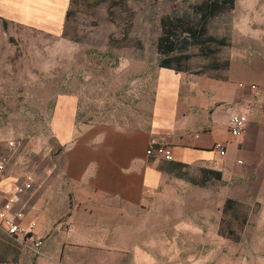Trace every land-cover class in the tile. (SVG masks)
I'll return each instance as SVG.
<instances>
[{
	"label": "rangeland",
	"instance_id": "1",
	"mask_svg": "<svg viewBox=\"0 0 264 264\" xmlns=\"http://www.w3.org/2000/svg\"><path fill=\"white\" fill-rule=\"evenodd\" d=\"M203 1L79 0L70 2L72 15L62 31H54L55 24L44 30L0 18V162L8 174L23 181L33 175L34 191L52 178L63 149L54 127L58 108L71 117L75 107L78 125L149 126L169 70L158 66L161 20L187 15L196 22L195 8ZM20 14L32 22L50 18L36 10ZM209 30L226 36L230 46L210 58L191 49L188 72L169 70L183 76L181 98L212 101L222 91L208 85L217 83L237 88L247 101L264 102V0H236L235 8L214 19ZM214 63L229 67L215 69ZM188 85L201 90L190 91ZM185 165L181 176L168 173L171 180L147 206L124 216L127 242L99 252L100 264H264V194L251 176L222 173L221 181L202 187L203 170L214 169L199 162ZM229 199L233 207L225 210ZM210 201L215 206L209 207ZM213 226L216 250L208 249L207 234L178 233L179 227L197 233ZM134 235L136 254L128 243ZM9 248L16 256L7 255ZM5 253L0 264H38L41 257L0 229V256Z\"/></svg>",
	"mask_w": 264,
	"mask_h": 264
},
{
	"label": "crops",
	"instance_id": "2",
	"mask_svg": "<svg viewBox=\"0 0 264 264\" xmlns=\"http://www.w3.org/2000/svg\"><path fill=\"white\" fill-rule=\"evenodd\" d=\"M70 2L0 0V18L44 30L55 24L54 31H62ZM24 10L40 11L50 18L43 23L24 20L20 16ZM171 73L164 72L147 127L78 125L75 107L70 109L71 117L67 111L57 109L55 134L63 149L55 172L46 185H37L35 191L34 188L20 196L14 206V211L25 214L24 225L36 223L35 233L44 242L46 250L38 264H100L99 252L126 244L127 237H122L126 228L124 216L147 206L171 180L161 166L169 161L147 154L153 139L172 148L173 162L210 165L225 177L249 175L264 194V102L247 101L245 93H238L237 88L233 91L227 84L217 83L208 86L222 91L219 98L184 99L180 94L183 76ZM188 87H192L190 91L201 90L200 86ZM235 114L248 118L246 132L240 137L230 132V120ZM217 142L226 143L224 156L214 148ZM8 173L1 180L0 199L23 183L21 177ZM208 205L215 206L211 201ZM212 228L191 233L179 227L178 233L195 238L207 234L208 249L216 250V232ZM135 239V235L130 236L128 243H132L136 254Z\"/></svg>",
	"mask_w": 264,
	"mask_h": 264
},
{
	"label": "trees",
	"instance_id": "3",
	"mask_svg": "<svg viewBox=\"0 0 264 264\" xmlns=\"http://www.w3.org/2000/svg\"><path fill=\"white\" fill-rule=\"evenodd\" d=\"M79 0H71V6ZM236 0H204L195 8L194 15L199 18L194 22L187 15L164 16L161 20L162 34L157 42V51L159 54L158 66L162 69L175 70L176 72H188L189 67L186 61L189 60V51L198 49L200 56L210 58L216 55L221 48L230 46L229 39L226 36L211 34L209 30L210 23L221 16V14L233 10ZM72 15V10H67L66 19ZM215 69L227 68L214 63ZM186 167L185 164L170 161L163 167L164 171L176 176L180 175V170ZM204 182L202 187L211 180L221 181L222 173L217 170L205 169ZM234 201L229 199L225 210L233 207ZM6 235V234H5ZM7 236V235H6ZM8 237V236H7ZM10 238V237H8ZM15 241L14 239L10 238ZM18 243L17 241H15ZM7 255L16 256V250L9 248ZM6 253L0 256V261L6 260Z\"/></svg>",
	"mask_w": 264,
	"mask_h": 264
},
{
	"label": "built area",
	"instance_id": "4",
	"mask_svg": "<svg viewBox=\"0 0 264 264\" xmlns=\"http://www.w3.org/2000/svg\"><path fill=\"white\" fill-rule=\"evenodd\" d=\"M242 87V85H240ZM253 93H258V88L255 84L250 87ZM248 118L244 114H235L230 120V132L234 137H240L246 132ZM226 143L217 142L214 148L224 156L226 154ZM149 156H160L166 161H171L173 158L172 150L164 144L159 143L156 139L151 140L147 150ZM6 172V166L0 162V184ZM23 183L14 186V193L6 195L0 199V229L10 238L18 242L23 248L31 251L35 255L41 254V249L44 246L42 238L35 233L36 223L31 222L27 225L22 223L25 214L22 211H14L15 203L19 197L32 191L35 188L36 180L33 175L26 176Z\"/></svg>",
	"mask_w": 264,
	"mask_h": 264
}]
</instances>
